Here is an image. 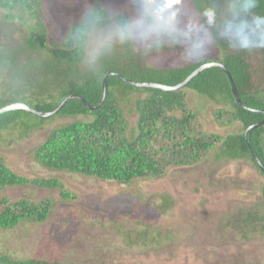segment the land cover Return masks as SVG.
Segmentation results:
<instances>
[{
	"label": "trees",
	"instance_id": "1",
	"mask_svg": "<svg viewBox=\"0 0 264 264\" xmlns=\"http://www.w3.org/2000/svg\"><path fill=\"white\" fill-rule=\"evenodd\" d=\"M191 2L193 8H201L207 0ZM93 8L102 14L96 30L113 27L121 18H135L128 9H104L99 3ZM256 11L264 14V0H257ZM0 12V110L25 103L47 113L72 94L97 105L102 99L105 75L117 74L108 77L106 99L96 109L80 100H70L48 118L20 110L3 112L1 146L14 143L12 138L8 141L2 137L3 131L8 135L16 131L18 139H25L43 129L47 122L67 117L75 120L55 127L33 151L37 163L49 171L127 186L142 178H159L170 167L199 164L216 152L218 160L249 157L264 178L251 153L253 149L264 166V125L245 136L250 126L264 119L262 113L253 111L264 110V50L235 52L220 41L215 46L216 57L208 59L226 67L247 107L243 108L234 97L228 74L218 67L202 71L177 90L135 87L118 75L136 82L175 86L201 65L152 67L142 47L137 48L135 43H123L120 47L115 43L111 53L91 68L85 61L88 36L75 35L83 19L72 22L59 41L50 35L42 0H0ZM188 92L217 105L212 118L219 128L239 125L240 133L222 136L207 131L199 120V111L189 107ZM130 105V112L137 115L134 126H130L126 116ZM26 184L60 189L64 198H76L58 179L22 177L0 157V192L8 186ZM260 195L264 200V183ZM52 209V200L36 203L25 198L13 202L1 196L0 232L13 230L24 222L43 223ZM245 224L247 229L254 230L250 233L264 232V215L250 214ZM0 264L73 263L0 256Z\"/></svg>",
	"mask_w": 264,
	"mask_h": 264
},
{
	"label": "rangeland",
	"instance_id": "2",
	"mask_svg": "<svg viewBox=\"0 0 264 264\" xmlns=\"http://www.w3.org/2000/svg\"><path fill=\"white\" fill-rule=\"evenodd\" d=\"M42 3L50 35L59 41L68 26L83 19L96 3L136 15L130 0ZM113 32L112 26L93 32L88 36L87 51ZM115 43L123 45L113 36L111 44ZM181 51L166 50L163 62L157 65L151 63L156 53L146 54V60L152 67H177L174 61ZM216 55L213 48L207 59ZM188 96L189 107L199 111L207 131L222 136L240 133L239 125L217 126L212 118L215 103L191 92ZM131 107L126 116L134 126L137 115L130 112ZM74 120L57 117L25 139H18L16 131L10 135L2 132L3 138L14 140L13 145H0V157L10 170L28 179L56 178L76 198H64L60 189L31 184L2 190L0 197L13 202L52 200L53 209L43 223L24 222L1 231L0 256L73 264H264V232L250 233L254 230L245 226L250 214L264 215L260 195L264 180L249 157L218 160L213 152L199 164L170 167L159 178H142L127 186L43 168L34 159V149L55 127Z\"/></svg>",
	"mask_w": 264,
	"mask_h": 264
},
{
	"label": "clouds",
	"instance_id": "3",
	"mask_svg": "<svg viewBox=\"0 0 264 264\" xmlns=\"http://www.w3.org/2000/svg\"><path fill=\"white\" fill-rule=\"evenodd\" d=\"M130 4L135 18L114 22V32L85 53L89 65L111 53L113 36L122 44L143 46L146 54L156 53L153 65L163 62L166 50L182 48L174 61L177 67L208 66L207 57L220 41L235 52L264 50V14L256 11L257 0H207L201 8H193L191 0H130ZM101 18L95 8H88L75 35H91Z\"/></svg>",
	"mask_w": 264,
	"mask_h": 264
},
{
	"label": "water",
	"instance_id": "4",
	"mask_svg": "<svg viewBox=\"0 0 264 264\" xmlns=\"http://www.w3.org/2000/svg\"><path fill=\"white\" fill-rule=\"evenodd\" d=\"M211 67H218L220 69H222L223 71H225L228 74V77L230 79V83H231V87H232V91L234 94V97L236 99V101L240 104L241 107L243 108H247L246 105L243 103V101L241 100L240 96H239V92L236 88V85L234 83V80L232 78V76L230 75V73L228 72V70L226 69V67L218 62H208V66H204L201 65L200 67H198L190 76H188L183 82L179 83L178 85L175 86H166V85H162V84H157V83H143V82H136V81H132V80H128L120 75H118L120 77V79H122L123 81H125L126 83L135 86V87H150V88H159L162 90H167V91H171V90H177L179 88H182L184 86H186L196 75H198L199 73H201L202 71L211 68ZM110 75H117L114 72H109L105 75L104 80H103V93H102V99L100 101L99 104L97 105H90L88 104L81 96L77 95V94H72L69 95L68 97H66L53 111L51 112H40V111H36L35 109L31 108L30 106H28L25 103H15L12 105H9L3 109L0 110V114H2L3 112L9 111V110H20V111H25L31 114H35L37 116L43 117V118H48L53 116L54 114H56L58 111L61 110V108L70 100H80L82 101L87 107H89L90 109H96L98 108L106 99V95H107V90H108V85H107V79ZM256 112H260L264 115V110H253ZM264 125V119L252 126H250L246 133L245 136L246 138L248 137V134L258 128ZM251 153L253 155L254 160L256 161V164L258 165V167L260 168V170L262 171V173L264 174V166L262 164V162L260 161L259 157L257 156V154L255 153V151L253 149H251Z\"/></svg>",
	"mask_w": 264,
	"mask_h": 264
},
{
	"label": "flooded vegetation",
	"instance_id": "5",
	"mask_svg": "<svg viewBox=\"0 0 264 264\" xmlns=\"http://www.w3.org/2000/svg\"><path fill=\"white\" fill-rule=\"evenodd\" d=\"M262 178H263V176H262ZM263 180H264V178H263ZM241 220H243V219H241Z\"/></svg>",
	"mask_w": 264,
	"mask_h": 264
}]
</instances>
